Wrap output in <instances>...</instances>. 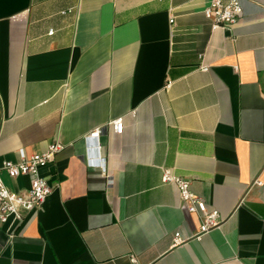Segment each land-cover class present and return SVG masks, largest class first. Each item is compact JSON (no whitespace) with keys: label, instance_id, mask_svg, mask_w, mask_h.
I'll list each match as a JSON object with an SVG mask.
<instances>
[{"label":"crops","instance_id":"1","mask_svg":"<svg viewBox=\"0 0 264 264\" xmlns=\"http://www.w3.org/2000/svg\"><path fill=\"white\" fill-rule=\"evenodd\" d=\"M209 2L0 0V165L63 146L52 192L0 229V264H264V0L215 29ZM162 168L219 227L199 231Z\"/></svg>","mask_w":264,"mask_h":264},{"label":"built area","instance_id":"2","mask_svg":"<svg viewBox=\"0 0 264 264\" xmlns=\"http://www.w3.org/2000/svg\"><path fill=\"white\" fill-rule=\"evenodd\" d=\"M204 16L211 21L212 28L217 27L230 28L238 20L242 13L241 0H210L209 4L203 10ZM170 22L173 18L170 17ZM52 33V30L49 31ZM199 69L207 70V65L203 62V55H199ZM134 115V111L130 113ZM115 133H121L123 129L122 117H117L109 121ZM102 127H97L90 131L85 139L88 145L92 143L94 146L87 147L86 160L89 165L103 169L102 162L99 157H94L91 150L99 149V136ZM62 144L53 142L48 145L47 149L26 155L23 150L18 151V159L16 161L4 160L0 165V229H4L10 237L14 234L15 224L21 220V211H31L40 206L44 199L52 192V187L47 183L46 178L42 175L41 169L50 162L54 155L62 149ZM5 171L10 178L19 176L29 177V186L25 192H14L10 190L1 178V172ZM162 182H169L177 188L179 197L190 212H200L202 216L199 227L200 232H206L210 229L219 227L221 220L218 211L215 209H207L203 200L194 195L189 189V181L172 174L170 169L162 168ZM182 240L179 232L173 235V243ZM134 260V257H131Z\"/></svg>","mask_w":264,"mask_h":264}]
</instances>
